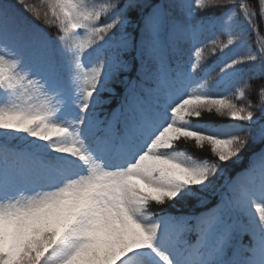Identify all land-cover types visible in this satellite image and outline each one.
Instances as JSON below:
<instances>
[{
  "label": "snow or ice",
  "instance_id": "6c2138e0",
  "mask_svg": "<svg viewBox=\"0 0 264 264\" xmlns=\"http://www.w3.org/2000/svg\"><path fill=\"white\" fill-rule=\"evenodd\" d=\"M16 3L0 0V264H264V37L211 40L208 85L201 36L225 0ZM226 11L258 31L264 0ZM252 81L259 105L238 104Z\"/></svg>",
  "mask_w": 264,
  "mask_h": 264
},
{
  "label": "trees",
  "instance_id": "16d2710c",
  "mask_svg": "<svg viewBox=\"0 0 264 264\" xmlns=\"http://www.w3.org/2000/svg\"><path fill=\"white\" fill-rule=\"evenodd\" d=\"M10 2L16 4L17 8L23 10L22 5L16 3V0H10ZM27 2L33 4H40L41 0H27ZM94 2L100 3L102 2V0H94ZM252 2L255 3V0H252ZM231 7H233V0H225V4L221 8L208 10L216 13L224 12L225 20H226V23L223 27L220 26L212 27L210 24L206 23L203 29V35L201 36V40L204 43H207L208 46L204 48L202 57L198 61L196 75L199 77H205L207 74L208 85L214 83L216 73L218 72V68H215V70H213V67L215 63L218 61V58L221 56V52L219 51V49H217L215 52L212 51L214 45L210 42L211 40L216 39L217 43H221V44L227 43V40L229 38L236 40L237 37L241 34V32H244L246 33L248 44H250L253 48H255L258 43V38L264 37V18H260L259 16L254 17L258 28V31H254L249 28V25L245 21L242 14L227 13L226 10ZM24 15L27 16L30 20H33L30 13L25 12ZM196 15L197 17H201L205 15V12L198 11ZM33 23L38 25L40 28L44 29L53 38L57 35L56 29L54 27H49L45 25V23L42 20L36 19L33 20ZM231 47L233 48V51L231 52L232 56L243 55L248 50L246 47H237V46H231ZM182 61L185 63L186 66H188L190 61L195 62L194 51L190 50L188 46H185V48L183 49ZM252 84H253V89L246 93L247 99L237 100L236 102L238 104H245L250 101L254 106L259 105L260 103L259 98L255 94L256 81H252ZM237 87L238 88L243 87V84H240ZM235 91L236 89H232L228 94L231 95ZM117 103H118V99H113L111 100V103L103 105L102 110L110 112L111 109L114 108ZM256 116L260 120V122H264V114H261L258 108L256 110ZM204 119L205 120L221 119V117L216 115L209 116L205 114ZM14 143H19V141H14ZM221 183H223V181H221ZM219 198H220L219 192H217L216 194H211L208 197L206 207L210 208L213 202L218 200ZM204 210H205V206L197 205L195 207H184L170 211L173 214H179L181 212L185 214H195ZM152 211H158V207L154 206ZM252 211H254V209ZM196 238L197 237L194 230L186 234V239L191 243H195Z\"/></svg>",
  "mask_w": 264,
  "mask_h": 264
}]
</instances>
